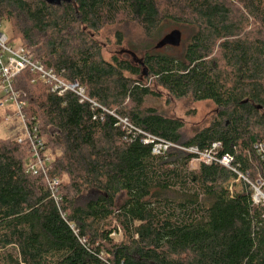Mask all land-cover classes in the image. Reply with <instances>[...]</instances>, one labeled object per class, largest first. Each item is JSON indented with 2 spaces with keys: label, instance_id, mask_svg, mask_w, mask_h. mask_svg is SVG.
<instances>
[{
  "label": "trees",
  "instance_id": "16d2710c",
  "mask_svg": "<svg viewBox=\"0 0 264 264\" xmlns=\"http://www.w3.org/2000/svg\"><path fill=\"white\" fill-rule=\"evenodd\" d=\"M4 24L9 44L85 99L28 70L15 77L60 199L27 172L23 123L5 109L0 264H264V203L253 199L264 193V0H0ZM122 24L140 30L141 54L105 60L95 37ZM166 25L192 31L180 57L157 52L179 47H160ZM156 89L211 102L216 116L184 139L181 119L147 105ZM148 137L174 147L155 155ZM216 143L210 164L187 151Z\"/></svg>",
  "mask_w": 264,
  "mask_h": 264
},
{
  "label": "built area",
  "instance_id": "2783aa9c",
  "mask_svg": "<svg viewBox=\"0 0 264 264\" xmlns=\"http://www.w3.org/2000/svg\"><path fill=\"white\" fill-rule=\"evenodd\" d=\"M28 70L37 75L38 79L45 84L51 86V91L58 96H62L66 92H71L77 95L82 100L84 97V90L79 87L77 82L67 83L60 79L52 70H47L43 65L37 61H33L29 57L22 45L9 44L8 37L4 33H0V109H8L12 112L19 121L23 123L24 135L17 140L18 144L28 143L31 149L29 164L27 172L34 176H43L45 179L46 187L51 193L53 199L59 201V180L48 176L50 170L51 159L43 153V144L37 137V129L34 127L30 130L24 122L22 108L25 103L19 100V95L13 90L12 83L16 76L22 71ZM11 106L12 109H10ZM32 131V132H31ZM155 139L148 137L145 143H153L152 153L155 155L161 154L173 145L166 143H154ZM220 148L218 143L212 145L211 149L204 153H198L196 149L187 150L190 153L199 155V160L205 164H210L214 160V153ZM232 159L229 156H224L219 161L223 166L229 167ZM264 195L255 189L254 201L259 202ZM264 203V202H263Z\"/></svg>",
  "mask_w": 264,
  "mask_h": 264
},
{
  "label": "rangeland",
  "instance_id": "374dc122",
  "mask_svg": "<svg viewBox=\"0 0 264 264\" xmlns=\"http://www.w3.org/2000/svg\"><path fill=\"white\" fill-rule=\"evenodd\" d=\"M117 31H120L123 35L124 40L122 46L116 44L115 33ZM172 32H178L180 35L179 47L172 49L163 46L158 49L157 52L171 57H180L183 49L182 44L185 45V42L190 38L192 31L184 27L166 25L162 29L160 37L172 34ZM0 33L9 36L10 29L7 24L0 27ZM95 40L100 44L102 50L101 53L105 60H110L112 56L117 55L120 57H129V51H134L137 56L141 54L139 50H132L133 47L139 48L142 42L140 30L132 24H122L117 27L105 28L95 37ZM174 41L177 42L178 38L174 37ZM15 45L21 44L16 42ZM156 91L160 93V96L155 99H149L147 105L155 108L158 112L167 117L181 119L184 123V128L182 130V136L184 139L191 138L195 132L207 127L216 116V108L211 102L194 103L189 98L175 100L160 89H156ZM8 107L12 109L11 106ZM5 113L6 111L4 108L0 109V139H5L8 135L7 127L9 124L6 123L5 119H7V116ZM196 162L197 161L193 162L195 164H193L192 167L196 165ZM255 184L259 185L257 188L261 187L264 184V178H258ZM261 193L264 194L263 192ZM260 199L264 202V197H261V194ZM112 237L115 242H118L121 239L120 236Z\"/></svg>",
  "mask_w": 264,
  "mask_h": 264
},
{
  "label": "water",
  "instance_id": "95a60500",
  "mask_svg": "<svg viewBox=\"0 0 264 264\" xmlns=\"http://www.w3.org/2000/svg\"><path fill=\"white\" fill-rule=\"evenodd\" d=\"M174 37L178 38V41L175 42L174 41ZM179 33L178 32H173L172 34H170L169 36H167L161 43L160 47H162L163 45H174L177 46L179 44Z\"/></svg>",
  "mask_w": 264,
  "mask_h": 264
}]
</instances>
